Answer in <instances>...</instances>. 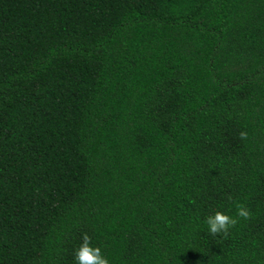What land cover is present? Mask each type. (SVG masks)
Here are the masks:
<instances>
[{"label":"trees","instance_id":"16d2710c","mask_svg":"<svg viewBox=\"0 0 264 264\" xmlns=\"http://www.w3.org/2000/svg\"><path fill=\"white\" fill-rule=\"evenodd\" d=\"M85 243L264 264V0H0V264Z\"/></svg>","mask_w":264,"mask_h":264},{"label":"clouds","instance_id":"9594fccd","mask_svg":"<svg viewBox=\"0 0 264 264\" xmlns=\"http://www.w3.org/2000/svg\"><path fill=\"white\" fill-rule=\"evenodd\" d=\"M237 214L241 217H247L248 215V213L239 205L237 206ZM233 223H235V220L219 212L206 219L207 229L211 233ZM98 253L99 249L89 248L87 243H85L76 251L75 259L77 264H107V260L101 259Z\"/></svg>","mask_w":264,"mask_h":264}]
</instances>
